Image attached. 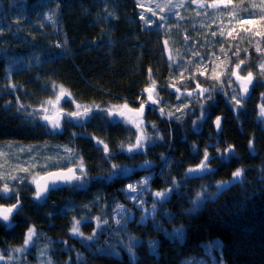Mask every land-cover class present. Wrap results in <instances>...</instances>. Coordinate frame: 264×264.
I'll list each match as a JSON object with an SVG mask.
<instances>
[{
	"label": "trees",
	"instance_id": "1",
	"mask_svg": "<svg viewBox=\"0 0 264 264\" xmlns=\"http://www.w3.org/2000/svg\"><path fill=\"white\" fill-rule=\"evenodd\" d=\"M54 1L60 5H56L58 12L51 14L53 26L48 28L55 32L54 24H58L57 35L45 40L44 35L37 36L20 26L29 20L30 13L33 15L34 8H46ZM163 32L145 27L136 0H0V144L58 142L78 151L87 168V183L82 187L65 185L42 202L28 196V190L20 194L23 210L16 213L14 224L9 227L0 222L1 247L22 244L27 229L35 225L46 235L43 240L50 246L51 264H184L203 256L205 245L212 241L220 242L225 264H264V124L259 118L258 100H249L235 117L224 94L216 90L214 100L208 101L205 108L209 111L207 118L198 127L193 128L191 123L198 117L193 115L198 107L193 102L183 122L157 125L164 126L160 130L163 139L155 141L156 145L146 153L121 151L120 143L128 144L135 131L130 125L108 119L103 112L95 113L83 124L64 122V128L57 132L45 131L48 127L40 121L34 125L25 120L27 110L39 109L40 102L50 98L51 83L63 85L71 93V97L64 98L65 112L74 110V103L95 102L106 107L127 101L139 107L134 99L148 86L149 68L159 93H167V85L196 68L190 65L184 70L175 63L169 66L163 41L171 43ZM57 36L66 49L59 50L51 44ZM245 42H250L249 38ZM10 73L12 81L24 91L10 89L6 80ZM193 83L190 80L185 86L191 88ZM17 97L28 106L26 110L18 111ZM217 114L224 115L223 128L218 133L212 123ZM92 136L108 144L111 160ZM250 140L252 148L248 146ZM194 144L198 151L193 150ZM227 145H234L235 152L225 161L217 157L215 148L223 152ZM206 146L212 157V172L185 177L186 169L203 158ZM146 160L158 163L152 191L171 187L173 178L180 186L169 200L159 203L154 219L141 222L137 214L135 219L127 218L126 227L121 228L115 224V205L130 204L124 187L149 170L143 166L128 176L113 175L111 164L133 170ZM237 168L244 170L242 178L217 193L216 183L232 181ZM203 187L214 198L206 199L193 211L192 201ZM10 203L11 199L0 198V204ZM96 216L107 219L109 224L104 231L97 230L95 242L72 236L74 217H88L80 225V231L87 236L95 228ZM175 228L183 229L182 238L173 235ZM129 236L140 241L133 244L135 256L125 247ZM150 241H155V252ZM37 252L30 251L28 257L41 262Z\"/></svg>",
	"mask_w": 264,
	"mask_h": 264
},
{
	"label": "snow or ice",
	"instance_id": "2",
	"mask_svg": "<svg viewBox=\"0 0 264 264\" xmlns=\"http://www.w3.org/2000/svg\"><path fill=\"white\" fill-rule=\"evenodd\" d=\"M191 3H197V0H190ZM262 3H264V0H261ZM138 7H140L139 0H137ZM169 5V12H172V9L177 7V5L172 4V0H168ZM233 5V0H212L210 5L200 3L199 7H211L213 9H219L221 6H229ZM155 8L161 12H163V8L160 4H156ZM149 12H152V16L145 18L144 14L141 13L140 18L143 20L145 26H148L150 24H157L158 27L163 26V22L167 20L166 15L159 16L158 21L154 20L153 17L157 15L156 11L153 9H149ZM178 15V13H172ZM47 19L51 20L52 17L49 16ZM245 23L251 24V20H240V24L243 25ZM218 27L223 28V25H219ZM249 32H251V29H248ZM216 33L213 32L212 36H215ZM221 37L225 36V33L221 31L220 33ZM227 36H232V31H229L226 33ZM257 35H264L261 33H257ZM209 43H211L209 41ZM163 44L165 46V49L167 50L168 41L164 40ZM56 47H62L59 43L56 44ZM222 53L227 55V51L223 48L220 49ZM255 51L257 53L261 54V60L257 62L256 64V71L259 76L264 77V50H262L259 46L255 48ZM192 55L194 57H198L199 63H204L205 67H208V64L205 63V60L211 62L212 66V72L210 75H207L203 72H200L199 75H204L206 82L211 81V83H208L207 87L201 86L198 80H196V71L192 70L190 72L189 79L191 81H195L194 87L191 91H184L181 92V88L176 87L175 84L167 85L173 93L176 95L177 101H181L182 107H176L174 111H165L164 107H160L162 103H166V101L163 100L162 97L159 96L158 84L155 79H153V73L152 69L149 68L147 70L148 73V86L144 87L141 92V96L144 98L141 99L140 97H137V100L139 101V107L136 109H131L128 105V102L125 101L123 104L119 105H112L109 104L106 107H102L100 104H97L95 102L90 104H79L74 103L71 99L68 100L70 103H74V110L65 112L62 109L57 108V114L50 115L48 114V109L45 107V105L48 106H56L59 104L61 98L64 97H71V93L67 92L66 89L63 87V85H56L53 84L52 87L54 89H58V93H54L55 95V105L54 102L51 99L45 100L40 102L39 104V118L45 122V126L49 127L51 131L57 132L62 130L63 123L64 122H78L83 124L84 121L91 119L95 113L97 112H103L105 113L106 117L112 121H117L121 124L130 125L133 127L136 132L133 138H131V141L128 144H125L123 142L120 143L119 148L121 151H126L128 153H138V152H146L148 147L149 141H154L155 139H163V136L159 135L157 125L152 122H146L143 119L144 112L146 107L151 108V110L156 111L157 108L159 110V114L161 117L166 118L167 120H177L181 121L184 116L188 114L189 111H191L190 105L193 103L192 97L195 96L196 100L195 103L198 105V111L199 116L196 120H192V126L193 128L198 127V124L200 121H204L207 118V114L205 111L206 106L208 105V101L214 100L213 93L217 90V87H219V90L224 92V95L226 98L229 99V102L233 106L234 112L238 113L240 108L243 107V102L246 100V98L249 95V86L252 84L254 77V73L251 70H248L250 68V63H246V60H250V54L248 53L247 49H245V59H240V51L233 50L232 56L235 58V62L231 64V67L225 69L223 72L218 73L216 71V59L214 54L209 55L207 57L202 56L199 52L192 51ZM168 59L170 61L169 66L172 67V65L175 63L177 67L181 66V63H177V58L175 56H172L169 53ZM189 64L192 62L189 61ZM243 66V68H242ZM240 71H245L246 75L241 76ZM226 73V75H225ZM181 76H183V73H181ZM221 76H225L224 79H221ZM235 78V79H233ZM233 83L236 84V87L232 88L231 92L229 93L224 89V85L227 84L228 86H231ZM185 85L182 83L181 87H184ZM11 89H16L17 85L15 83H12L9 85ZM182 98H187L188 103H183ZM261 99L264 101V93L261 94ZM9 104L11 101L8 102ZM17 105H18V111L21 109L26 110L28 106L21 104L19 102V98L17 97ZM171 108L172 106L169 105ZM259 116L261 118H264V102H262L259 106ZM29 116H36L37 112H31L27 113ZM222 119L223 117L220 115H217L212 122L216 131L219 132L221 130L222 125ZM151 127L153 130L157 131V135L155 137L147 135L143 130L147 127ZM75 135V133H73ZM97 146L101 147V150L105 154V157L109 160L112 159V153L109 150V146L107 143L104 142V140H101L95 136L91 137ZM249 148L253 147V141H249ZM39 146H28L27 152L30 154V159L32 160V168H35L39 166L41 170L44 172L43 176H38L36 174H33L30 172L29 168L27 167H19V172L24 173L26 175H11L10 180L12 181L11 185L9 184L8 180L5 179V172L9 171L8 169L4 168V164H0V169H4V171H0V198H6V199H12L15 200V203H11L9 205L0 204V222H3L7 226H11V216L13 213H19L23 210V204L20 199V191L19 186L24 184L26 180H28V176H31V179L28 180V183L30 185H34V195L33 199L39 201L44 199L47 194L57 188L60 184H74L75 186H83L87 183V168L84 165L83 156H81L78 152H74L71 148H69L67 145L62 146L64 149V152L66 153V156L54 159L52 157H37L32 156L31 154L35 152V150ZM61 147V146H57ZM193 150L198 151V146L193 145ZM20 151H25V149L21 148ZM216 155L218 158L222 160H228L230 154H234L235 152V146L234 145H227L226 148L221 151L219 147L215 148ZM3 153L0 152V157H3ZM40 158L50 160L51 168L57 169L56 171L49 170V164H39L38 160ZM78 158V159H77ZM212 159V157L209 154L208 147L206 146L203 151V158L200 160L198 164L195 166H190L186 169L185 177H202L205 174H209L212 172V168L210 167L209 161ZM59 160L66 161L64 163L59 162ZM23 163H27L26 161H22ZM70 164H74L75 167L69 166ZM150 161H144V166H150ZM111 168L113 170V175L117 174H127L129 171L128 169L124 168L121 165H117L115 163L111 164ZM242 168H237L232 173V181H220L216 183L217 193L222 192L230 183H236L242 178L243 173ZM151 180V177H144L141 180L137 181L136 184H128L126 185V188L124 189L125 194L127 195L128 199L134 202V205L136 207H139L142 212L144 213L143 216H141V222H144L148 220L150 217L152 219L155 218V213L157 211V203H163L167 200H169L171 194L180 186V182L176 180L175 178L170 180L171 187H167L164 190H158V191H151L149 182ZM145 192H150L153 197V203L151 206V209L145 207V200L143 199V195ZM214 195L208 192L207 187H203L201 191L196 193L195 200L192 201L193 204V211L198 209L206 199H213ZM85 208H88V205L84 206ZM115 212L116 215L119 217L124 218L123 224L121 223V219H115V224L121 226V228H125L127 225V215H129V210L123 205V204H116L115 205ZM103 215V214H102ZM88 217H81L80 219L73 218L71 222L70 227V233L74 236H79L82 238V240L86 242H95L97 240V230L104 231L105 226L109 224V221L107 219H102V216H96L95 217V228L91 232V234L85 236L83 232L80 231V225L82 220H87ZM158 227V225H157ZM37 234V229L35 225L29 227L27 229V232L25 233L23 243L19 247L9 249L0 250V261L7 260L11 261L13 259L12 255H9L8 257H5L3 255L4 251H10L11 253H24L29 245H34L35 240L34 237ZM173 235L182 238L183 237V229L182 228H175L173 229ZM128 244L125 245L130 255L135 256V253L133 251V244L140 243L139 240H137L136 237L129 236L128 237ZM153 246V251L155 252V241L149 242ZM217 246H219L220 242H216ZM99 251L103 252V249H99ZM44 254V250H41V255ZM110 254L118 255L116 252H112ZM79 258V256H78ZM48 264H51V259L49 258Z\"/></svg>",
	"mask_w": 264,
	"mask_h": 264
},
{
	"label": "rangeland",
	"instance_id": "3",
	"mask_svg": "<svg viewBox=\"0 0 264 264\" xmlns=\"http://www.w3.org/2000/svg\"><path fill=\"white\" fill-rule=\"evenodd\" d=\"M136 2H137V0H136ZM211 2H212V0H197V3H191L190 0H172V4L177 5V7L173 8L172 12H169L168 0H139V3L141 6L138 8H139V15H141V13H143L145 18L152 16V12H149L150 8L153 9L154 11H156V13H157V15L155 17H153L154 20L158 21L159 16H161V15L167 16V20H165L163 22L162 27H158L157 24H155V23L150 24V25L145 26V27L146 28L147 27L155 28L158 31H164L163 33H164L165 37L168 38V40H170L169 42L171 43L170 44L171 45L170 46L171 52H168L167 50L165 52H167L168 56H169V53L172 56H175L177 58V63L183 62V63H181L180 68H182L184 70L188 66L194 65L196 68L195 71L197 73L196 80H198L199 83L201 84V86H203V87H207L208 83H211V81L206 82L205 76L199 75V73L203 72L207 75H210L212 72V66H210L209 68H206L203 63L197 62L199 58L194 57L192 55V51L199 52L202 56H206V55L209 56V55L214 54L215 57L218 58L215 61L216 66H217L216 71L218 73H220V72H223L225 69L231 67V64L235 62V58L232 56L233 50L238 49L240 51V59H245V49H247L248 53L250 54V60H246V63H250L251 66L248 70L253 71L255 78L253 79L252 84L249 86V95L246 98V100L243 102V106L249 100H256V101L258 100V102H259L258 106H259L262 102H264L261 99V94L264 93V77L259 76L257 74V71H256V64L258 61L261 60L262 57H261L260 53H257L255 51V48L257 46H259L262 50H264V35H257V33L264 34V3H262L261 0H247V1H244V3H242V2L234 3L233 2V5L221 6L219 9H213L211 7H204V8L199 7L200 3L210 5ZM54 3L55 4L49 3V5H45V6H47L46 8H40L38 10H36V8H34L33 9L34 10L33 15H32V13H30L31 17L28 18L30 21L29 20L27 21V19H25L26 23H20V26L24 27V30H33L35 32V35L37 34V36L44 35L45 40L47 38L51 39L52 36L57 35L58 28H59L57 26L58 24H54V25H56V29H55V32H52L50 30V28H48V26H50V27L53 26V23L51 20L47 19V17L51 16L52 13L56 14L58 12V6H56V5L57 4L60 5V4L57 3V1H54ZM156 4L161 5V7L164 9L163 12H161L155 8ZM53 8H55V9H53ZM35 12H37V13L35 14ZM172 13H178V15L172 14ZM1 16H3V18L6 17L5 14H3V13H1ZM240 20H245V21L251 20L252 23L251 24L245 23V24L241 25ZM142 22H143V20H142ZM219 25H223V28L218 27ZM248 29H251V32H249ZM221 31H223L225 33L224 37H221V35H220ZM229 31H232V36L226 35V33ZM213 32L216 33L215 36H212ZM248 38H249L250 42L244 43V41H246ZM209 41L211 43H209ZM48 43H50V41H48ZM57 43L62 45V47H59L57 49H59V50L66 49L65 47H63L64 45L61 42V38L58 36L56 39L51 40V44L53 46L56 47ZM241 43H242V45L239 46ZM221 48H223L227 51V55H225L224 53H222L220 51ZM67 51H69L68 48H67ZM189 61H191L192 63L189 64L188 63ZM205 63H206V61H205ZM242 68H243V66H242ZM225 75H226V73H225ZM240 75L241 76L246 75V72L240 71ZM224 78H225V76H221V79H224ZM233 79H235V78H233ZM6 80L8 81V85L14 83V81H12L13 76L11 73L7 75ZM189 81H190V79H188L186 83H188ZM53 84H55V83H51V85H53ZM194 84H195V81L193 83V87H194ZM16 85H17L16 89H11V88L10 89L15 91V90H18V88H19V89L24 91V87H21L20 84H16ZM193 87L184 88V90L182 92L191 91ZM234 87H236L235 83H233L231 86H228L227 84L224 85V89L226 91H228L229 93L231 92L232 88H234ZM51 89H52V91H51V94L49 96L50 97L49 99H51L55 105L54 92L58 93V89H54L53 87ZM217 91H221V90H219V87H217ZM215 94L217 95L216 91L213 93L214 97H215ZM221 94H224V92L221 91ZM159 96L162 97L164 101H166V103H162L160 105V107L165 108L166 112L167 111H174L176 107H182L183 106L181 101H177L176 95H172V98H170L168 96H164V94L162 95L159 93ZM64 98H66V97H64ZM64 98H61L59 104L56 106L45 105V107L48 109V114H50V115L57 114V108L62 109L64 111V109H63L64 108L63 103L65 101ZM142 98H144V97H142ZM224 98H225V103L227 102L229 104L228 105L229 108L233 109V106L229 102V99L226 97H224ZM191 99L193 102H195L196 97L193 96ZM182 100H183V103H188L187 98H182ZM123 103H120V104H123ZM194 104H196V103H194ZM116 105H119V104H116ZM128 105L131 107H135V106L130 105L129 103H128ZM169 105H171L172 107L170 108ZM257 109L259 110L258 107H257ZM34 111L37 112L36 116H29L27 114V113H31ZM147 111H149L148 114H147ZM27 113H26L25 120L31 121L32 124H34V125L36 124V121H40L41 123L45 124V122L39 118L40 113H39L38 108L29 109V110H27ZM238 114H239V112L238 113L234 112L235 117ZM193 115L196 117L199 116L198 107H197V109H195L193 111ZM218 115H220V114H218ZM158 116H160L158 108L156 111H153V110H151V108L146 107L143 119L146 122H152V123H155L156 125L162 124V122H163L165 126L172 125L173 122L177 121L175 119L174 120H167L164 117H161V116L158 117ZM220 116H223V120H224V115L221 114ZM184 117H183V119H184ZM154 118H156V120H152ZM259 118L263 120V121L262 120L261 121L264 124V118H261V117H259ZM183 119L181 121H177L178 123H176V124L183 122ZM194 119H196V118H194ZM63 125H64V123H63ZM221 126L223 127V121H222ZM63 128H64V126H63ZM131 129L136 132V130L133 127H131ZM151 129L152 128L149 126V127L145 128L143 131L147 135L155 137L157 135V131L153 130V129L151 130ZM157 129H158V132L160 135V130L161 129L164 130V126L163 127L157 126ZM45 131L50 132L51 129L48 127ZM157 140H160V139H155L154 141L148 142V147H147L146 152L150 149V147H152L155 144V141H157ZM28 146H39L35 150V152H33L31 154L32 156L52 157L54 159H59V158L66 156V153L64 152V149L62 147L65 145L58 143V142H54V141H45V142H41V143H24V142H17V141H10V142L8 141V142L0 144V152H2L4 154L3 157H0V164H4V168L9 170V171L5 172V179L8 180L10 185L12 183V181L10 180L11 175H17V174L26 175L24 173L19 172L18 166L19 167H27V168H29L30 172H32L33 174H36L38 176H41L44 174V172L41 170V168L39 166L32 168V160L30 159V154L27 152ZM57 146H61V147H57ZM21 148L25 149V151H20ZM73 151L78 152L75 150H73ZM22 161H26L27 163L22 164L21 163ZM149 161L151 162L150 166L145 167L149 170L147 172V174L145 173L143 176L136 178V179H133L132 181L127 183V185L128 184H136L137 181L141 180L144 177H151V180L149 182V186L151 187V182L154 179L153 177H155V174H156L155 173V170H156L155 167H157L156 166L157 162L152 161V160H149ZM59 162L64 163L66 161L59 160ZM38 163L41 165L47 163L50 166L52 161L40 158L38 160ZM70 165H71V167L75 166L74 164H70ZM84 165H85V163H84ZM143 166H144V161H143V163L138 164L137 167L134 168L133 170H129L127 172V174H122V175L128 176V175L132 174L135 171V169H140ZM51 169H52V171L55 170V168H51V166H50L49 170H51ZM0 171H4V169H0ZM30 179H31V176H28V180H30ZM28 180H26L24 184L19 186V191H20V194H23V193L25 194L26 193L25 190H28V193H26V194L30 197H33L34 187H33V185H30L28 183ZM67 185H70V184H67ZM125 188H126V186L124 187V189ZM52 192H54V191L52 190L51 193ZM50 194H49V196H50ZM46 199H44V200H46ZM143 199L146 202L145 207L150 210L152 203H153V197H152L151 193L145 192L143 195ZM44 200L36 201V202H42ZM129 201H130L129 205H124L129 210V215H127L126 218L135 219L137 217V214H138L140 217V220H141V216H143L144 213L142 212V210L139 207H136L134 205L133 201H131V200H129ZM11 203H15V200H13V202H12V199H11ZM5 205H9V204H5ZM156 207L159 208V203H157ZM157 213H158V209H157L155 215ZM15 215H13V217L11 218L12 224H14L13 220L15 218ZM115 218L124 220V218L119 217L116 214H115ZM72 236H74V235H72ZM44 237H46L45 233L42 231L40 232V230L37 229V234L34 237V240H35L34 245L30 244L24 253H11L10 251H4L3 255L5 257L12 255L13 259L11 261H7V260L0 261V264H48L49 258L50 259H52V258H51V256H49L50 255V246L47 245L48 242L46 240H43ZM21 245L22 244H18L15 246L14 245H7V247L9 248V250H11L12 248L19 247ZM204 248H205V252H204L203 256L192 258V260H186L184 262V264H225L224 260L221 258V255H220L221 254L220 253L221 252L220 244H219V246H217L215 241L207 242V244L205 245ZM4 249H7V248H3L0 246V250H4ZM35 249L38 250L37 259H40L41 262L34 261V259H30L28 257V253L30 251H34ZM42 249L44 250L43 255H41ZM52 264H53V262H52Z\"/></svg>",
	"mask_w": 264,
	"mask_h": 264
},
{
	"label": "bare ground",
	"instance_id": "4",
	"mask_svg": "<svg viewBox=\"0 0 264 264\" xmlns=\"http://www.w3.org/2000/svg\"><path fill=\"white\" fill-rule=\"evenodd\" d=\"M244 1H247V0H239V1H235V0H233V2L234 3H240V2H242V3H244ZM170 46L171 45H168L167 46V51L168 52H171L170 51ZM207 56V55H206ZM205 56V57H206ZM206 61V63L208 64V67L207 68H209L210 66H211V62L210 61H207V60H205ZM204 64V63H203ZM205 65V64H204ZM189 77H190V73H189V75H187L186 77H180L177 81H175V82H173L172 84H175L176 85V87H178V88H181V92L184 90V88H187L186 86H184V87H181V84L183 83L184 85H186V82H187V80L189 79ZM171 85V84H170ZM157 90H159V87H158V89ZM142 92V91H141ZM161 94V93H160ZM163 95V94H162ZM172 95H175L174 93H173V91L168 87V91H167V93H165L164 94V96H168V97H170V98H172ZM140 98L141 99H143L142 98V96L140 95ZM137 103H139V101L137 100V99H134ZM131 109H136V108H138V107H131V106H129ZM148 112L149 111H147V114H148ZM206 113H209V111H207ZM218 115V114H217ZM223 117V116H222ZM151 119V118H150ZM149 119V120H150ZM222 121L224 122V120L222 119ZM204 129L206 128V126H204V125H201ZM222 126H221V130H222ZM220 130V131H221ZM215 131H216V129H215ZM219 131V132H220ZM218 133V132H217ZM154 145H156V142H155V144ZM153 145V146H154ZM209 145H211V144H209ZM33 187H34V185H33ZM56 190V189H55ZM12 224V223H11Z\"/></svg>",
	"mask_w": 264,
	"mask_h": 264
},
{
	"label": "water",
	"instance_id": "5",
	"mask_svg": "<svg viewBox=\"0 0 264 264\" xmlns=\"http://www.w3.org/2000/svg\"><path fill=\"white\" fill-rule=\"evenodd\" d=\"M72 167H75V166H72ZM57 169H55V170H53V171H56ZM52 171V170H51ZM44 175V174H43ZM43 175H41V176H43ZM65 185H67V184H60L57 188H55V189H58V188H61L62 186H65ZM55 189H53V191L55 190ZM52 191V190H51ZM51 191L47 194V196L44 198V199H46L48 196H49V194L51 193ZM44 199H42V200H44ZM35 200V199H34ZM35 201H37V200H35ZM39 201H41V200H39ZM16 213H13L12 214V216H11V218L13 217V215H15Z\"/></svg>",
	"mask_w": 264,
	"mask_h": 264
}]
</instances>
